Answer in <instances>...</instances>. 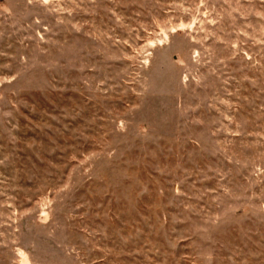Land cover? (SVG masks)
<instances>
[{
    "label": "rangeland",
    "instance_id": "rangeland-1",
    "mask_svg": "<svg viewBox=\"0 0 264 264\" xmlns=\"http://www.w3.org/2000/svg\"><path fill=\"white\" fill-rule=\"evenodd\" d=\"M0 264H264V0H0Z\"/></svg>",
    "mask_w": 264,
    "mask_h": 264
}]
</instances>
